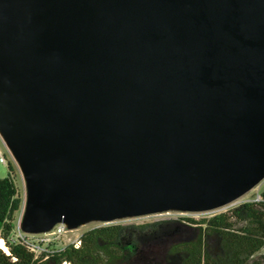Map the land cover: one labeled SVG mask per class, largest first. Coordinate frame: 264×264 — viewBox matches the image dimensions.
Segmentation results:
<instances>
[{
  "label": "water",
  "instance_id": "water-1",
  "mask_svg": "<svg viewBox=\"0 0 264 264\" xmlns=\"http://www.w3.org/2000/svg\"><path fill=\"white\" fill-rule=\"evenodd\" d=\"M0 134L27 234L235 203L264 182V0H0Z\"/></svg>",
  "mask_w": 264,
  "mask_h": 264
},
{
  "label": "trees",
  "instance_id": "trees-1",
  "mask_svg": "<svg viewBox=\"0 0 264 264\" xmlns=\"http://www.w3.org/2000/svg\"><path fill=\"white\" fill-rule=\"evenodd\" d=\"M23 200L16 167L0 178V264H262L250 262L264 249V190L261 199L200 221L192 218L140 225L109 224L83 234L82 245L52 243L37 256L15 235V217ZM189 240L170 241L175 227Z\"/></svg>",
  "mask_w": 264,
  "mask_h": 264
},
{
  "label": "rangeland",
  "instance_id": "rangeland-1",
  "mask_svg": "<svg viewBox=\"0 0 264 264\" xmlns=\"http://www.w3.org/2000/svg\"><path fill=\"white\" fill-rule=\"evenodd\" d=\"M0 148L2 150L4 149L1 141H0ZM8 158L10 160L11 165L13 167H16V183H17V186L19 189V194L23 200L21 210L16 214V217H15V226H16L15 227V235L19 236V237L20 236L24 237L27 235L30 239L34 240L35 238L38 237L37 235L27 234L21 228V222H22V218H23L24 210H25V202L27 199L26 181H25L24 175H23L18 163L14 159V157L9 155ZM8 173H9V166L0 163V178L8 177ZM263 190H264V182H262L260 185L255 187L253 190H251L247 194H245L243 197H241L235 203H233L229 206H226L224 208H221L219 210L212 211V212L184 213V212H180V211H168V212H163V213L154 214V215H147V216H142V217H128V218L118 219V220L112 222L111 224L140 225V224H145V223H155V222L166 221V220H175L176 221V220H180L183 218H192L194 220L200 221L204 218H209L213 215H219V214L227 213V212L231 211L232 209L238 207L239 205H241L243 203L259 201L261 199V193ZM104 225H109V224L104 223V222L93 221V222L87 223L83 226H80L78 232H76V230H75L74 233L68 234V236L62 238L59 242V245H60V247H64L66 245L67 241H69L68 239L70 237H74L78 233L83 234L89 230H92L94 228L104 226ZM191 236H192L191 233H189L186 230L181 229L180 227L177 226L173 230V233L170 237V241L189 240L191 238ZM250 262H252V263L253 262H260V263L264 264V249H262L259 253H257L251 259Z\"/></svg>",
  "mask_w": 264,
  "mask_h": 264
},
{
  "label": "built area",
  "instance_id": "built-area-1",
  "mask_svg": "<svg viewBox=\"0 0 264 264\" xmlns=\"http://www.w3.org/2000/svg\"><path fill=\"white\" fill-rule=\"evenodd\" d=\"M0 141L4 147L3 150L0 148V163L9 166L10 160L8 156L11 155L13 157V155L10 149L8 148L5 140L1 136V134H0ZM75 230L76 232H78L79 228L70 229L66 224L59 223L49 232L35 234L38 237L35 238L34 240L30 239L27 235L24 237L23 236L20 237L22 238L26 246L30 249V251L34 252L37 256H39L43 252L44 247L52 243H56L59 245V242L62 238L68 236V234L74 233ZM83 234L78 233L74 237H70L68 239L69 241H67L66 245L63 248H66L67 246L70 245L74 246L75 248H80L82 245ZM64 264H68V263H64Z\"/></svg>",
  "mask_w": 264,
  "mask_h": 264
},
{
  "label": "bare ground",
  "instance_id": "bare-ground-1",
  "mask_svg": "<svg viewBox=\"0 0 264 264\" xmlns=\"http://www.w3.org/2000/svg\"><path fill=\"white\" fill-rule=\"evenodd\" d=\"M0 247L3 249V250H5L7 253H9L8 252V250H7V248H6V246L4 245V241L0 238Z\"/></svg>",
  "mask_w": 264,
  "mask_h": 264
}]
</instances>
